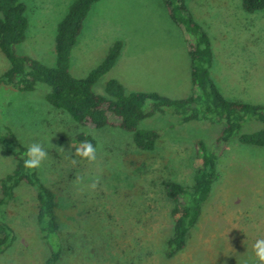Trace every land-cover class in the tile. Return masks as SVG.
<instances>
[{"label":"rangeland","instance_id":"374dc122","mask_svg":"<svg viewBox=\"0 0 264 264\" xmlns=\"http://www.w3.org/2000/svg\"><path fill=\"white\" fill-rule=\"evenodd\" d=\"M75 1L22 0L28 28L18 53L56 66L57 28ZM179 1L211 38L219 67L213 75L223 96L264 106V10L245 17L242 0H175ZM256 19L259 32L251 38L250 26L254 29ZM245 27L248 32L243 35ZM186 38L171 18L166 0H100L84 21L71 71L85 78L113 44L121 42L126 57L96 83V94L107 96V82L115 77L127 92L186 99L194 95ZM9 67L0 53V76ZM50 92L43 83L30 92L0 85V127L2 136L16 144L28 149L39 143L48 152L36 171L55 191L61 217L57 264H260L253 246L264 239V147L241 143L233 136L228 146L216 149L219 178L186 248L169 258L173 204L163 184L192 186L196 141L206 142L212 150L225 123L185 124L174 108H163L143 120L139 129L161 130L164 136L153 151H140L132 133L77 123L46 100ZM151 107L147 103L146 111ZM263 128L264 123L246 117L241 133ZM80 134L96 141V161L75 155ZM15 166L14 156L0 145V204L2 180ZM36 193L24 182L13 199L0 205V221L12 225L16 235L0 254V264H44L51 255L37 223Z\"/></svg>","mask_w":264,"mask_h":264},{"label":"trees","instance_id":"16d2710c","mask_svg":"<svg viewBox=\"0 0 264 264\" xmlns=\"http://www.w3.org/2000/svg\"><path fill=\"white\" fill-rule=\"evenodd\" d=\"M99 1L76 0L70 6L57 28L56 66L48 67L31 56L20 55L17 51L26 39L28 28L25 4L22 0H0V53L10 62L9 69L0 76V85L30 92L39 83L46 84L51 88L46 100L53 107L67 111L77 123L84 126H109L132 133L134 143L140 151H153L157 141L164 136L161 130L139 129L143 120L161 112L163 108H174L175 114L180 115L185 124L193 120L225 123L214 142L215 149L210 150L202 140L196 141L197 168L192 186L172 181L163 184L167 198L173 204V232L167 241L166 250L167 257L172 258L186 248L189 233L198 223L203 206L219 178V154L216 149L221 151L228 146L233 136L241 143L264 147V128L252 133H241L246 117L253 116L264 123V106L231 101L222 95L211 75L214 61L211 38L187 12L186 6L181 1L176 3L175 0H166V4L173 21L187 35L194 95L186 99H170L157 93L127 92L116 79L107 82V96L96 94L93 91L94 86L115 66L122 52V43L115 42L104 61L85 78H77L72 74L71 60L84 21L92 6ZM242 8L248 13L264 10V0H242ZM147 103L152 104L149 111H146ZM85 140L96 145L93 138L80 134L76 136L77 146L80 147ZM0 145L16 160L13 172L2 180L1 204L13 199L17 188L24 182L36 188L37 223L42 240L51 248V255L44 264H57L62 248L59 238L61 217L55 191L40 180L36 169L29 170L24 167L27 149L2 136L1 127ZM15 240L13 226L0 221V254Z\"/></svg>","mask_w":264,"mask_h":264},{"label":"clouds","instance_id":"9594fccd","mask_svg":"<svg viewBox=\"0 0 264 264\" xmlns=\"http://www.w3.org/2000/svg\"><path fill=\"white\" fill-rule=\"evenodd\" d=\"M76 156L87 159L89 162H94L97 159V147H95L91 141L85 140L81 142L80 147L77 148ZM26 159H24V167L29 170H35L41 166V163L48 158L47 150L39 143L31 144L26 153ZM80 178H78L79 180ZM99 183V178H95L91 187H95ZM255 256L260 262L264 264V239L257 240L253 246Z\"/></svg>","mask_w":264,"mask_h":264},{"label":"crops","instance_id":"0c3cea01","mask_svg":"<svg viewBox=\"0 0 264 264\" xmlns=\"http://www.w3.org/2000/svg\"><path fill=\"white\" fill-rule=\"evenodd\" d=\"M244 12H246L245 10H243ZM255 13V12H254ZM249 14H252V13H248V12H246V14H245V17L247 16V15H249ZM245 31L243 32V35H245V34H247V32H248V30H247V28L245 27V29H244ZM258 32H259V21L256 19V23H255V25H254V29H253V25H251L250 26V36H251V38H253V35L255 34V35H257L258 34ZM189 52V51H188ZM213 52H214V50H213ZM124 57H126L125 56V54H123V51H122V53H121V55H120V57L118 58V60H117V62H116V64H115V66L112 68V69H114V68H117L119 65H120V63H121V59H123ZM125 59V58H124ZM112 69H111V71H112ZM218 69H219V67L217 66V64H216V62H215V54H214V61H213V65H212V68H211V75H212V79H213V81H214V83L216 84V86H217V88L219 89V91L222 93V89H221V86L222 85H220V83L218 82V81H216V79H215V77H214V75H213V73H214V71L215 72H217L218 71ZM250 69V68H249ZM251 70V72H253V69H250ZM110 71V72H111ZM118 71H119V69H118ZM109 72V73H110ZM246 73H248V71H246ZM111 79H116V80H118L123 86H124V83L120 80V79H117V78H115V77H113V78H111ZM110 79V80H111ZM191 89L193 88V82L191 83ZM233 88V87H232ZM222 95H223V93H222ZM226 99H227V97H225ZM229 100V99H228ZM231 101H233V100H231ZM235 101H238V100H235ZM240 102V101H239Z\"/></svg>","mask_w":264,"mask_h":264}]
</instances>
